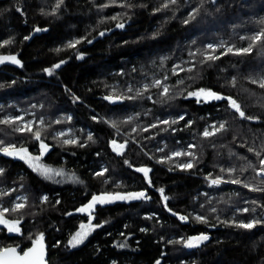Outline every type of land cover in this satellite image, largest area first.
I'll return each mask as SVG.
<instances>
[{"label": "trees", "instance_id": "trees-1", "mask_svg": "<svg viewBox=\"0 0 264 264\" xmlns=\"http://www.w3.org/2000/svg\"><path fill=\"white\" fill-rule=\"evenodd\" d=\"M56 5L57 0H0V42L12 40L0 47V56L20 61L0 64V121H15L0 123V147L25 148L36 157L43 141L50 149L39 161L73 179L48 181L27 157L0 154V187H12L0 199L3 207L11 209L17 193L26 197L23 209L6 214L20 220V233L0 225V247L27 249L30 237L43 233L48 264H264V177L257 175L264 159V88L259 85L264 39H249L264 29V0H63ZM76 40L74 48L67 47ZM221 42L224 47L207 48ZM250 44L251 52L234 54ZM209 55L218 58L206 60ZM157 80L159 87L153 86ZM199 89L231 97L251 119L232 112L226 101L198 103L187 97ZM19 113L24 120L34 118L40 141L14 130L20 127ZM210 123L225 128L205 137ZM64 129L77 143H64L56 134ZM113 141L124 148L114 151ZM174 149L192 155L169 159ZM187 161L192 168H179ZM141 168L150 169L147 179L137 171ZM216 178L226 183H210ZM139 192L147 198L96 206L91 224L99 227L82 244L69 245L87 221L76 210L92 196ZM253 220L259 223L251 229L235 226ZM201 234L208 239L185 245Z\"/></svg>", "mask_w": 264, "mask_h": 264}, {"label": "snow or ice", "instance_id": "snow-or-ice-1", "mask_svg": "<svg viewBox=\"0 0 264 264\" xmlns=\"http://www.w3.org/2000/svg\"><path fill=\"white\" fill-rule=\"evenodd\" d=\"M63 3V0H57V5L56 7L59 8L60 5ZM169 3L171 4H175L176 0H169ZM105 7H107V5H105ZM163 8H167L168 4H164L162 5ZM160 9H157V11H159ZM195 11V10H194ZM54 14V13H53ZM195 16L190 13L189 14V19H194ZM112 19H117V17H112ZM185 23H188L189 20H185ZM261 23H264V21H261ZM118 28H122L124 27L123 24H117L116 25ZM36 31H40V29H36ZM100 35H103V33H100ZM25 39H28V37H25ZM249 39H251L253 41V43L255 42H259L262 39H264V29H262L259 33H257L255 36L250 37ZM89 43H91V41H88ZM12 40H5L3 42H0V47H4L8 44H11ZM80 40H76L73 42H70L67 47L69 48H74L76 44H79ZM209 48H212L211 45H209ZM214 50V49H213ZM252 50V45L250 44L249 47L247 48H240V49H236L234 54L236 55H243V54H247L249 52H251ZM57 52L61 51V49H56ZM228 52H233L232 48H228L227 49ZM78 59L81 57H77ZM218 57L215 56H207L206 60H215ZM5 61H10L11 63H15V64H19L20 61L16 58V56H0V63H4ZM61 64L64 63V61L60 62ZM60 67V64L54 65V68H58ZM46 72H48L50 75L52 74V70L51 69H45ZM189 71H191V69H189ZM253 83H257V81H252ZM180 83H183V81H180ZM161 85V82L159 80L155 81L153 86L159 87ZM259 85L261 88H264V79L259 81ZM129 91H131V89H129ZM169 91V89L167 87H164V94H166ZM139 95V93H138ZM189 96H194L197 98V102L199 103L201 100L203 101H208V100H227L229 107L234 109L235 112H237L239 114V116L241 118H247V119H251L250 117H245L244 112L241 110L240 105L231 97H223L211 90H205V89H199L195 92H190L188 93ZM125 97H121V96H106L105 99L109 100V101H116V100H121ZM128 98H132V97H128ZM17 119H22V118H17ZM131 119V118H129ZM181 119H183V117H181ZM0 123L3 124H13L15 123L14 120L11 119H5L0 121ZM163 123H168V121H163ZM173 123H175V121H173ZM113 127H115V122H113L112 124ZM155 126V125H154ZM225 128L224 124H221L219 126V128L215 129V132H219L222 129ZM15 131L18 132H28V133H32L33 137L35 140L40 141V136L41 133L39 131H35L33 132V128L31 123H26L24 124L22 127L16 128L14 129ZM135 131V129H134ZM215 132H209L207 129L204 131L203 135L205 137L214 135ZM62 135V134H61ZM89 140L92 139L91 136L88 137ZM65 144L68 143H72L75 144L77 143L76 140H65L64 141ZM3 144V141H0V145ZM113 144V150L114 151H118V150H122L124 148L123 144H116L115 141L112 142ZM40 156H36V157H32L29 155L28 150L25 148H19L17 149L14 145H7L5 147H0V152H3L4 155L6 156H13V157H18L19 159L24 160L27 157L26 162L32 161V160H39L41 156H43V154L45 152H47L48 150V145L43 143V141H40ZM249 151H252V149H249ZM174 156H180V155H189L191 156V153H180V152H176L173 153ZM257 155H259V153H257ZM170 159V158H169ZM260 164L262 165L260 171L257 173V175H264V159L260 160ZM31 166V164H30ZM251 166V165H250ZM182 170H187L193 167V164L191 162L186 163V164H181L180 165ZM39 169L40 173L42 175H44L46 178H52L53 175H63L62 172L56 171L54 172L52 169L43 167V166H37L34 167L33 170H37ZM137 171L143 172L145 175V178L147 179L148 176V172L150 171V169L147 168H141V169H137ZM232 171V170H229ZM3 172V169H0V173ZM98 176H102L103 172L101 173H97ZM232 183H240L239 180H233L231 181ZM212 184H218L220 183L219 179H213L211 181ZM247 187V185H245ZM255 190V189H253ZM162 194V198L164 200H167L168 198L166 196H163V189L159 190ZM141 198H147L144 192H139V193H128L126 195H121V194H102L99 196L94 195L92 197V200L85 206L77 209L78 212H87L90 213L91 210L94 209V207L97 204H106V203H111L114 200H126V199H141ZM44 199L46 200L47 197H44ZM24 208V204L22 203H16L11 209L9 208H0V225H3L4 228L7 229V231L9 233H17L19 234L21 229L19 227L20 225V220H9L6 218V214L9 212H19L21 209ZM213 211H215V209H213ZM245 212L248 211V209H244ZM254 211V209H253ZM181 220H187V217H180ZM195 219L197 220V222H201V223H206V219L202 216H196ZM259 223V221H249L247 223L244 222H240L238 224H236V227H240V228H244V229H251L253 227H255V225ZM93 227H99V225H95L93 226L91 224V215H89V222L88 224H84L82 223L80 225V229L72 236L71 240L69 241V245L75 247L76 245L80 244L83 242V240L87 237V235L89 234L90 231H92ZM31 239V243L32 246L27 248V249H23L18 251L19 246L17 245L16 247H0V264H45V245H44V235L43 233H40L39 235H37L35 237V239ZM208 236L201 234L200 236H196V237H189L187 241H185V245L187 247H196L198 246L200 243H202L203 241L207 240ZM123 246V245H121ZM157 264H159V262H157Z\"/></svg>", "mask_w": 264, "mask_h": 264}, {"label": "rangeland", "instance_id": "rangeland-1", "mask_svg": "<svg viewBox=\"0 0 264 264\" xmlns=\"http://www.w3.org/2000/svg\"><path fill=\"white\" fill-rule=\"evenodd\" d=\"M209 45H211L212 46V48H209ZM224 47V43H222L221 42V44L220 43H218V44H207V48H209V49H213V48H216V47ZM4 63H10V64H14V65H17V64H15V63H11L10 61H5ZM0 64H2V63H0ZM193 92H195V91H193ZM187 97H192V98H195V99H197L196 97H194V96H189V95H187ZM202 101V100H201ZM24 114L23 113H19L18 114V116L16 117V119L17 118H22V119H18L19 121H20V127H22L24 124H26V123H31V125L33 124V122H34V118L33 117H31L29 120H24ZM182 116H180L179 118H181ZM40 123V120H38L37 121V124H39ZM216 128H218L214 123H210V125H208L205 129H204V131L207 129L209 132H214L215 131V129ZM204 131H203V133H204ZM122 135H124L125 137H127L125 134H123L122 132H120ZM56 134L58 135V136H60V137H62L64 140H75V135L71 132V130L70 129H64V130H62V131H58V132H56ZM62 134V135H61ZM128 138V137H127ZM176 152H180V153H182L181 151H179V150H176V149H174V150H172V151H170V153H168V155H167V157H169V158H178V157H181V155L180 156H174L173 155V153H176ZM28 164H29V166H30V164H31V166L30 167H32V168H34V167H37L38 165L39 166H43V167H46V168H49V169H52L54 172H56V171H59V172H62L63 173V175H53L52 176V178H46L44 175H42L41 173H40V171H39V169H37V170H35V172L37 173V174H39L41 177H43V178H45L46 180H48V181H51V182H55V181H69V180H71V179H73V176L69 173V172H66V171H63V170H60V169H57V168H54L53 166H47V165H44L43 163H41L39 160L37 161V160H32V161H29V162H27ZM186 163H189V161H187ZM185 163V164H186ZM181 164H184V163H180L179 164V168H181L180 167V165ZM262 166V165H261ZM260 170V169H259ZM258 170V171H259ZM258 171H257V173H258ZM99 172H102V170H100ZM260 177V176H259ZM216 179H219L220 180V183H222V182H224V183H226L225 181H223L221 178H216ZM213 179H209V181H210V183H211V181H212ZM219 184V183H218ZM12 192V187L11 188H9V189H6V188H4V187H0V199H1V197L3 196V195H9V193H11ZM99 195H102V194H97L96 196H99ZM121 195H126V194H121ZM93 197V196H92ZM92 197H91V199L85 204V205H87L91 200H92ZM25 195L23 194V193H17L16 194V196H14V198H13V202H12V205L14 206L16 203H22V204H24V202H25ZM43 198H44V196H43ZM132 200H134V199H126V200H114L113 202H111V203H106V204H97L96 206H104V205H110V204H113V203H116V202H129V201H132ZM85 205H83V206H85ZM83 206H81V207H83ZM95 206V207H96ZM80 207V208H81ZM95 207H94V209H95ZM0 208H4L3 207V203L2 202H0ZM6 208H8V207H6ZM93 209V210H94ZM93 210H91V212L90 213H87V212H78L77 210H76V213H78V214H80V215H85L86 217H87V221L86 222H84V224H88V222H89V215H91V221H92V211ZM80 229V226H79V228L77 229V231ZM76 231V232H77ZM75 232V233H76ZM74 233V234H75ZM90 233V232H89ZM88 236V235H87ZM196 237V236H195ZM72 238V237H71ZM71 238H70V240H71ZM86 239V238H85ZM84 239V240H85ZM69 240V241H70ZM84 240H83V242H84ZM82 242V243H83ZM82 243H80V244H82ZM80 244H78V245H80ZM201 244V243H200ZM78 245H76V246H78Z\"/></svg>", "mask_w": 264, "mask_h": 264}, {"label": "water", "instance_id": "water-1", "mask_svg": "<svg viewBox=\"0 0 264 264\" xmlns=\"http://www.w3.org/2000/svg\"><path fill=\"white\" fill-rule=\"evenodd\" d=\"M224 97V96H223ZM208 101H212V100H208ZM215 101H226L227 102V104H228V101L227 100H223V99H221V100H215ZM228 106H229V104H228ZM230 108V107H229ZM231 109V111L232 112H235V110L234 109H232V108H230ZM39 149H40V145H39ZM49 147H48V150H47V152H45L44 154H43V156H41V157H44L45 155H46V153H48V151H49ZM41 151V150H40ZM0 154L1 155H4V153L3 152H0ZM6 156V155H5ZM12 234H16V233H12ZM11 247H13V246H11ZM31 247V246H30ZM44 259H45V264H48V262H47V253H46V249H45V257H44Z\"/></svg>", "mask_w": 264, "mask_h": 264}, {"label": "built area", "instance_id": "built-area-1", "mask_svg": "<svg viewBox=\"0 0 264 264\" xmlns=\"http://www.w3.org/2000/svg\"><path fill=\"white\" fill-rule=\"evenodd\" d=\"M259 171H260V170H259ZM259 171H258V172H259ZM258 176H260V177H264V175H258Z\"/></svg>", "mask_w": 264, "mask_h": 264}]
</instances>
